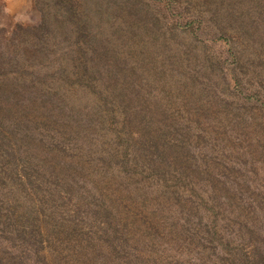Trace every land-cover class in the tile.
<instances>
[{"label": "trees", "instance_id": "trees-1", "mask_svg": "<svg viewBox=\"0 0 264 264\" xmlns=\"http://www.w3.org/2000/svg\"><path fill=\"white\" fill-rule=\"evenodd\" d=\"M222 1L38 2L42 25L16 29L15 53L0 52V99L13 101L24 85L39 86L44 97L57 100L51 106L58 102L57 110L65 115L56 134L59 138L38 136L44 142L70 139L72 155L55 163L57 168L45 160L23 162L31 183L27 185L16 176L20 163L16 158L26 153L20 147L16 155V147L7 144L8 137L0 131V264H264V209H109L105 205L112 195L107 192L98 193L103 199L97 209L77 207V199L75 209H62L65 200L70 203L71 197L76 198L80 181L91 183L96 191L100 184L110 183L114 196L117 190L125 196L127 186L141 185L122 183L112 175L124 172L111 162L131 151L120 146L129 145L128 129L138 127L144 133L142 128H148L153 140H161L157 127L171 131L185 120L198 124L197 102L206 93L205 86L210 90L214 83L209 65L226 69L229 51L214 48L217 55L208 63L210 56L202 54L200 44L197 49V43L182 45L173 31L183 27L191 41L199 39L205 45L211 39L222 44L223 34L235 25L233 11ZM142 4L158 17L153 31L146 32L155 36L153 40L145 41L142 34L138 40L128 37L127 30L121 33L118 28ZM17 33L32 37L17 40ZM207 46L202 47L213 53ZM190 47L196 49L193 57L200 65L191 63ZM232 67L227 68L234 76L237 69ZM30 99L27 108L31 109ZM3 119L12 132L25 138L31 134L30 125L17 121L11 112L0 113V123ZM32 154L33 159V150ZM157 168L164 172L167 166L161 162ZM151 172V178L158 179L152 183L155 192L174 189L176 183L169 177L161 180ZM139 195L145 197V192ZM247 245L252 246L249 252Z\"/></svg>", "mask_w": 264, "mask_h": 264}, {"label": "rangeland", "instance_id": "rangeland-1", "mask_svg": "<svg viewBox=\"0 0 264 264\" xmlns=\"http://www.w3.org/2000/svg\"><path fill=\"white\" fill-rule=\"evenodd\" d=\"M39 1L0 0V52L8 50L15 53L16 29L25 30L42 25L43 14ZM222 2L233 11L232 18L235 25L223 34L225 42L222 44L213 43L211 39L203 41L205 45L208 44L207 48L214 50L213 53L202 47L205 45L201 40L191 41L190 33L185 28L181 27L182 29L173 31L182 45L197 43L194 44L197 49L200 44L202 54L210 56H207L208 63L212 62L214 53L216 54L215 49L229 51L224 58H227L224 63L226 69L223 70V66L216 68L209 65L214 83L210 84V90L205 86L206 93L201 97V101L197 100V104L200 105L195 116L198 124L195 125L193 120H185L182 121L183 126L179 128L176 125L177 128L171 131L168 128L164 130L157 127L161 140H153L152 131L148 132L150 131L148 128H142L144 133L138 127L128 129L126 138L128 134L129 145L122 143V146L118 142L116 145L126 148L128 146L131 151H128L126 156L118 155L116 159H111L112 167L118 166L124 172L118 171L119 174L112 175L121 178L122 183L132 185L134 182H139L141 185L132 187L126 185L125 196H120L119 190L114 196L110 183L100 184L99 190L96 191L91 183L80 181L79 185H76V188L80 189L77 192L84 194L79 195L75 191L76 198L71 197L70 203L65 200L64 202L67 203L62 209H75L76 199L77 207L97 209L95 205H101L103 199L98 193L106 192L112 195L109 199L110 204L105 205L109 209H264V0H223ZM157 18L152 15L149 5L142 4V7L136 8L127 19L124 17L120 22L119 18V22L124 26L118 28L121 33L127 30L128 37L132 35L138 40L142 34L145 41L153 40L155 36L152 37L153 35H148L146 32L153 31L156 25L154 20ZM116 25L118 26L119 23ZM31 37L24 33L16 35L17 40H29ZM173 39L176 40L175 37ZM160 42L162 40L157 38L156 43L160 44ZM190 50H192L191 63L200 65L201 61L193 57L194 48L190 47ZM229 65L237 69L234 76L228 71ZM185 94L188 97L191 95ZM14 96L13 101L10 98L0 99L2 105L0 113L11 112L17 121L28 123L31 134L25 138L22 134L12 132L7 127L10 124L5 119L0 123V131L8 137L5 138L6 143L16 147V155L20 152L18 150L20 147L26 153L23 157L16 158L20 162L17 165L16 176L30 185L28 176L23 170V162L29 165L45 160L46 164L57 168L55 163L72 155L73 141L69 139L58 143L44 142L38 136V133H43L59 138L56 134H60V120L62 115H65L57 110L58 102L51 106L57 100L44 97L39 86L24 85ZM30 98H33L31 109L27 108ZM35 98L38 100H34ZM9 105L13 106L8 108ZM173 114L177 118L178 114L176 112ZM150 145L151 149L143 154V149ZM46 148L55 149L49 152ZM58 148L61 153L57 152ZM32 150L35 153L33 159ZM133 154L136 158L132 160ZM166 155L170 156L164 157ZM72 161L76 163L75 158ZM104 161L107 164L105 159ZM161 162L167 166L164 172L161 168H157V164ZM152 163L156 164L153 168L150 167ZM152 170L157 173L159 179L164 180L169 177L176 183L174 189L169 187L165 191L155 192L152 183L158 179L151 178ZM100 175L105 176V172ZM110 176L108 174L106 178L109 179ZM176 185L179 188H175ZM140 191L145 192V197L139 195ZM65 192L62 191L63 200L67 197ZM89 192L94 195L84 197ZM251 247L247 245L246 250L251 251Z\"/></svg>", "mask_w": 264, "mask_h": 264}]
</instances>
